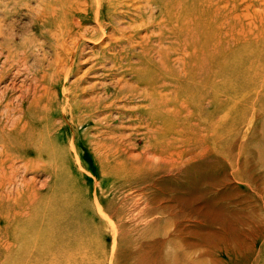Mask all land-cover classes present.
I'll return each mask as SVG.
<instances>
[{"label": "rangeland", "instance_id": "obj_1", "mask_svg": "<svg viewBox=\"0 0 264 264\" xmlns=\"http://www.w3.org/2000/svg\"><path fill=\"white\" fill-rule=\"evenodd\" d=\"M134 1L124 0V16L117 15L100 35L88 0H0V166L2 173L13 176L12 182L5 178L0 188V233L5 236L16 227L19 229L16 222L12 224L16 213L41 212L36 210L50 206L58 187L54 181L61 184L56 174L59 158L50 152L54 148L59 153L66 149L68 155L65 150L61 153L62 167L59 165L69 173L66 186L72 183L70 174L78 185L87 184L86 197L101 209L100 213L107 220L113 218L104 207L108 202L110 211L120 208L124 224L114 245L112 225H99V216L92 213V225H97L94 230H98L90 231L88 236L95 253L82 258L79 254L84 249L76 243L70 250L68 264H133L134 258L128 252L141 243L151 245L149 257L157 258L155 255L162 252L161 264H264V23L257 36L240 37L233 51L247 47L237 56V64L226 57L223 73L217 78L218 89L208 88L209 94L200 104L201 112H193V121L216 125L215 148L211 142L209 151L179 167L173 179L166 176L162 187L152 188L155 199L142 197V177H124L123 173L113 178L115 189L102 177L100 195L99 156L104 164L111 163L112 171L116 166L120 170L122 163L115 166L108 151L99 152V140L107 141L104 147L109 144L104 131L120 123L122 107L117 106L127 105L116 101L110 106L106 91L119 89L122 83L114 80L120 76L131 88L149 89L145 82L138 81L144 73L139 68L141 46H146L158 25L155 21L143 23L141 14L133 6L127 7ZM238 2L241 8L250 4L263 11L264 18V0ZM66 3L79 8L69 11ZM58 23L64 26V33L56 41L60 36L55 35L59 33ZM120 26L124 33L116 31ZM251 39L253 43L249 44ZM115 52L113 59L111 53ZM61 70V80L56 83ZM46 75H51V82ZM72 80L81 108L88 109L91 121L84 113L85 121L75 123L72 113L66 111ZM53 89L58 92L55 99L59 101V113ZM212 90L218 94L215 102ZM92 98L94 102L90 101ZM88 104L91 107H85ZM130 105L145 106L146 101L135 96ZM13 126L19 129L17 144L12 140L18 132ZM118 133L123 135V152L125 147L134 158L128 163L143 161L142 138L136 136V142H124L127 130ZM105 168L106 165L103 171ZM154 204L160 208H154ZM176 204L177 208L161 207ZM47 218L39 219L44 226ZM56 263L61 264L58 260Z\"/></svg>", "mask_w": 264, "mask_h": 264}, {"label": "bare ground", "instance_id": "obj_2", "mask_svg": "<svg viewBox=\"0 0 264 264\" xmlns=\"http://www.w3.org/2000/svg\"><path fill=\"white\" fill-rule=\"evenodd\" d=\"M88 2L89 6L92 5L93 7V17L97 22L96 24L100 26V35L107 25L114 22L117 15L124 16V0H88ZM60 3L62 2L60 1ZM67 5L69 11L79 8L74 4ZM239 5L238 0H135L133 4L127 5V7L133 6V9L139 12L137 14L142 16L133 14L134 17L139 16L143 23L155 21L158 27L155 28V33L148 37L146 46H141L142 60L139 68L141 67L144 73L139 75L138 81L145 82L149 89L139 91L137 88H131L130 85L124 83V78H120V76L114 80L122 83L119 89L113 93L106 91L105 98L109 101L110 106L114 105L116 101L127 105L124 107L123 105L117 106V108L122 107L123 114L119 115L121 117L120 123L114 125L110 131H104L105 136L109 138V144L104 147L103 145L107 141L99 140V152L108 151V158L113 157L112 163L115 166L117 163H122L120 170L116 166V169L112 171L111 163L110 165L104 164L103 157L99 156L102 172L100 174V195H102L103 189L102 177L105 178L104 182L108 185L110 181L113 189H115L113 178L123 173L124 177L130 175L142 177L143 179L139 182L142 184L143 196H141L146 200L155 199L157 197L154 196L155 191H152V188L155 186L162 187L166 176L173 179L174 174L176 175L180 170L179 167L209 151L211 142H213L212 147L215 148L216 125L214 122L207 123L203 120L193 121V112L196 109L198 113L201 112L200 104L208 96V88L218 89L217 78L219 73H223L226 57L237 64V56L247 47L233 51L237 47L235 44H238L240 37L243 39L254 37L263 31V11L253 9L250 4H246L243 8ZM52 8L55 10L54 7ZM129 21L131 20L129 19ZM123 29L124 27L120 26L116 31L124 33ZM56 30H59L60 33H55L56 36L60 35L56 40L58 41L63 37L64 26L60 24ZM48 31L49 33L52 32ZM253 40L251 39L249 44L253 43ZM117 41H120V38L117 37ZM111 56L115 59L117 52L111 53ZM234 59L236 60L234 61ZM50 65L52 71L53 69L55 71L52 62ZM63 70H61L56 83L60 82ZM47 76L48 82H51V75ZM69 91L70 99L66 111L72 113V118L76 120L75 123L85 121L82 116L84 113L87 114V119L91 121L90 112L88 109L83 110L80 101L77 99L73 80L69 84ZM210 93L212 101L215 102L218 94L213 90ZM57 95V90L53 89L52 96L59 113V101L55 99ZM135 96L142 97L146 101V105H130L135 101ZM90 101L94 102L95 99L92 98ZM98 103H101L100 99ZM87 106L91 107V104L85 105V107ZM79 112L80 114H78ZM123 117L124 119H122ZM12 129L15 127L13 126ZM121 130H127V133H124V142L128 139L136 142L137 139L134 138L136 136H140L139 138L144 141L143 161L140 163H128L130 159L134 158L126 153L125 147L123 152V143L120 141L123 135L118 133ZM17 131L13 134L14 139L10 137L16 144V135H19V129ZM28 135L26 134V136ZM8 144L10 143L8 142ZM64 150L61 152L62 155L63 152L65 155L67 154L66 149ZM56 151L54 148L50 154L54 158H59L57 159L59 164L56 168V174L57 178L61 180V184L60 181L58 183L54 181V185L58 187L53 192L54 195L50 199L49 207L36 210H41V212L31 211L27 213L22 211L16 213L12 219V224L16 222L19 229L16 227L15 231L5 236L0 233V264H57V260L61 264H68V259L71 257L70 250L76 246V243H79L84 249L82 252L79 251L82 258L88 257L89 254L93 255L95 250L88 233L94 232L98 228L94 230L97 225H92L90 218L92 213L99 216V225L103 223L107 228L112 225L114 245L120 238V227L124 225L121 224L120 214L122 212L120 208L110 211L108 202L104 204L109 216L113 217L111 220H107L105 215L100 213L101 209L86 197L87 184L86 186L84 184L78 185V182L70 174L72 183L66 186L69 173L61 168L62 155ZM260 152L259 156L263 157ZM186 154H190V157L186 158ZM104 156L106 155L104 154ZM63 160H65L64 156ZM72 162L75 165L73 160ZM105 165L104 172L103 167ZM5 178L12 182L13 176L2 173L0 166L1 189L5 184ZM16 191V197H18L21 187L16 188ZM6 196L8 195L6 194ZM176 206L177 204L161 207L172 209L177 208ZM156 207L160 208L158 204H154V208ZM35 216L39 219H45L47 216L46 226ZM97 240L98 238H96ZM203 240L207 242L204 238ZM168 242L171 244L173 241L169 239ZM94 246L96 248V245ZM150 246L149 244L144 246L141 243L138 248L128 252L131 258H134L133 264H161L164 261L161 251L155 255L157 258L148 256ZM110 259L112 260V257ZM168 263V261L165 262V264ZM192 264L200 263L198 261Z\"/></svg>", "mask_w": 264, "mask_h": 264}]
</instances>
